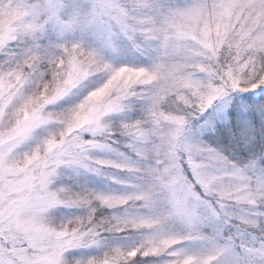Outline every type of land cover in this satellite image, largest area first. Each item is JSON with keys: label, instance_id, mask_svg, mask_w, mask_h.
<instances>
[{"label": "snow or ice", "instance_id": "1", "mask_svg": "<svg viewBox=\"0 0 264 264\" xmlns=\"http://www.w3.org/2000/svg\"><path fill=\"white\" fill-rule=\"evenodd\" d=\"M0 264H264V0H0Z\"/></svg>", "mask_w": 264, "mask_h": 264}]
</instances>
